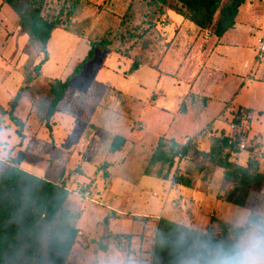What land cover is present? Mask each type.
<instances>
[{
	"label": "rangeland",
	"instance_id": "rangeland-1",
	"mask_svg": "<svg viewBox=\"0 0 264 264\" xmlns=\"http://www.w3.org/2000/svg\"><path fill=\"white\" fill-rule=\"evenodd\" d=\"M63 2L47 0L43 16L54 17ZM65 4L71 11L69 17H62L67 23L52 32L49 60L42 66L41 76L31 83L25 80V70L33 68L42 57L36 52L37 41H30L26 35L23 42L17 15L8 5H0V104L7 105L6 110L0 105V120L7 115L8 101L28 84L20 98L22 107L15 108L14 113L24 121L25 138L33 137L38 126L48 130L43 115L51 98L49 84L72 72L87 52L85 41L105 38L109 42L104 50L96 51L95 58L83 66L78 76L69 80V86L80 93L62 107L76 116L91 108L96 113L92 121L72 124L68 131L67 124L56 120L60 134L69 135L63 150L76 147L74 154L89 156L80 147L81 135L87 140L91 133L98 132L101 149L94 154L95 163L108 162L101 166V172L107 169V176L102 178L99 174L95 179L97 193L89 194L83 190L95 174V165L86 158L78 161L84 174L76 182L72 175L75 173L77 178L79 164L75 163L76 156L67 157L68 169L59 181L70 192L69 205L83 212L78 224L84 229L94 228L110 213L111 206L126 215H121L120 222L111 228L114 232L133 231L139 225L142 219L133 218L130 213L155 214L201 231L212 226L217 232L219 221L242 226L253 211L262 216L263 223L251 225L242 237L264 229V191H252L243 207L216 199L222 168L212 167L200 156H189L172 168L188 174L193 179L192 188L143 174L161 136L183 142L208 123L207 132L195 137L199 149L208 150L210 137L221 131L238 136L241 151L231 159L245 164L254 155L259 169L264 171V54L258 55V40L264 39V0H246L239 8L234 27L221 38L211 28L200 30L172 10L148 0H69ZM64 33L70 40H64ZM133 61L139 67L129 77L126 71ZM92 81L109 87L104 91ZM184 93L187 94L182 98ZM239 106L251 111L242 109L241 115L235 116ZM234 117L239 118V124ZM10 124L0 131V140L5 137L12 144L19 136L10 131L15 129ZM48 132L51 135L52 128ZM6 133L11 137H6ZM113 135L127 140L121 149L109 152L106 145ZM249 147L251 151L247 150ZM48 149L49 143H45L34 161L49 170L53 160ZM2 152L0 148L1 155ZM12 158L9 153L2 156V161ZM106 236L101 238V245ZM83 250L75 251L73 263L94 264L92 247ZM99 255L101 261L103 257ZM105 256L117 263L125 254L109 251Z\"/></svg>",
	"mask_w": 264,
	"mask_h": 264
},
{
	"label": "trees",
	"instance_id": "trees-1",
	"mask_svg": "<svg viewBox=\"0 0 264 264\" xmlns=\"http://www.w3.org/2000/svg\"><path fill=\"white\" fill-rule=\"evenodd\" d=\"M46 1L1 0V5H8L17 15L20 30L30 41H37L36 52L42 54L33 68L25 70V80L28 83L40 77L42 66L48 60L47 43L51 34L67 23L62 17H69L71 13L65 4L69 0H64L59 12L54 17L47 18L42 14ZM148 1L160 7L165 6L200 30L211 28L213 34L221 38L234 27L239 8L246 0ZM108 45L105 38L90 40L86 54L77 62L72 72L65 79H54L49 84L51 98L47 103L43 121L50 132L53 113L78 94L75 88L69 86V80L82 72L83 66L94 58L96 50H104ZM138 67L139 63L133 61L126 74L130 75ZM92 85H97L104 91L107 89V86L96 81ZM26 87H29L28 84L18 89L7 112L8 118L16 127L20 144L25 138L24 121L14 111ZM242 109L251 111L250 108L239 106L235 116H240ZM233 120L239 124V118L234 117ZM210 124L199 130L196 136L186 138L183 142L173 137L161 136L147 160L143 174L169 180L172 185L192 188L193 179L178 168L173 171L172 168L176 162L189 156H200L212 167L222 168L216 199L243 207L252 191H264V171L259 169V161L254 155L245 164L231 159L232 155L241 151L238 136L221 131L219 135L210 137L208 150L199 149L195 145V137L207 132ZM125 142V137L114 135L107 150L115 152ZM49 148L53 149V142L49 144ZM247 150L251 151V148ZM101 168H97V173L105 178L108 173L106 170L101 172ZM61 178L62 175L57 181H49L21 169L15 158L9 161L0 160V264H67L79 235L78 221L82 211L69 205L70 192L59 181ZM94 180L84 186V193H97V180ZM104 221L107 219L104 218ZM262 223V216L251 211L242 226H233L221 220L216 232L212 226L201 231L160 217L154 231L150 264H222L248 228Z\"/></svg>",
	"mask_w": 264,
	"mask_h": 264
},
{
	"label": "crops",
	"instance_id": "crops-1",
	"mask_svg": "<svg viewBox=\"0 0 264 264\" xmlns=\"http://www.w3.org/2000/svg\"><path fill=\"white\" fill-rule=\"evenodd\" d=\"M0 5H1V0H0ZM4 5L5 4H3V6ZM65 33L63 34L64 36L66 35ZM21 37L23 39V42L26 41L27 36L25 33ZM51 37H52V35H51ZM51 37H50V39H51ZM69 37L70 36H65L63 38H64V40H70ZM50 39H49V41H50ZM49 41L47 43V51H48ZM85 42L87 45L85 48H87L86 50H88L89 41H85ZM108 54H110V53H108ZM48 55H49V51H48ZM96 55H97V52H95V56ZM95 56H94V58H95ZM48 57H50V56H48ZM104 57H106V56H104ZM48 60H49V58H48ZM134 72L131 73L129 75V77L132 74H134ZM41 74H42V69H41ZM65 77L62 79H65ZM130 81H131V79H130ZM92 82H94V81H92ZM105 86L109 87L108 85H105ZM76 90L78 91V93H80V91L78 89H76ZM190 90L191 89L189 88L188 91H190ZM188 91H187V93H188ZM187 93H184L182 98ZM13 98H14V96L8 102H11V100ZM74 98L75 97H73V99ZM72 101H71V99L69 100V102H72ZM21 103L22 102L20 101V103L16 106V108L22 107ZM0 105L4 110L7 109L6 108L7 105H2V104H0ZM59 107L61 108V106H59ZM204 108H206V107H204ZM90 109L91 108H88V111L86 113H83L80 116H76L72 111H69V110L63 109V108L55 111L53 113V115L51 116V120H52V122L50 123L51 128H52L51 135L49 134L48 130L44 126H38V127H36V129L34 130V133L32 134V136L33 135L34 136L33 137H30V136L27 137L26 136V138L23 139L21 144L19 143L20 138L13 141L12 144H10L8 139L4 137L3 140H0V148L3 149L2 155L0 154V160L2 161V156L8 155L9 153L14 158L23 157V159H18V161H17V164L21 169H23L29 173H32L34 175H37L39 177L45 178L49 181H54L53 176H55V178H58L66 170V168L68 169L67 166H68L69 159L71 157L76 156V162L75 163L79 164L78 166H79L80 170L77 171V173H78V175L76 174L77 178L74 175L75 173H73L72 178L73 179L75 178L76 182H77L78 176L81 174H84L82 166L78 161L86 158V159H88L89 164L95 165V170H94L95 174L93 177H89V180L96 179L98 176H100L97 173V168L99 166H102L103 164L108 165L107 164L108 162H102L103 163L102 165H99V163H95L94 154L99 152L101 149V148H99L101 145V140L98 138V132L91 133L88 136L87 140H85L84 137H82V135H81V138H80V143H81L80 145L81 146L80 147L82 150H84V153L89 152V156H86V157L83 156L84 158H81L80 153L79 154L75 153L76 155L73 153L74 151H76V149H75L76 147L72 148L71 150H63V145L66 144L69 135L65 134L64 131H63L64 133L60 134V130L56 126V124H57L56 120H58L60 123L67 124L68 125V131H71L72 124L83 123V122L86 124V122H91L92 121L91 117L95 116L96 113H93L95 110H93V109L90 110ZM9 121H10V119L8 118V113H7V115L4 116V118H2V120H0V131L11 127V124H10L11 121L10 122ZM10 131L11 132L14 131L16 133V127H15V129L11 128ZM3 135H4V133H3ZM5 135H6V137H11L10 134L6 133ZM24 135H26V134L24 133ZM51 142H53V149L49 148L47 150V152H48L49 158H51L53 160V162L50 166V169L48 170V168H46V167L41 168L40 166L36 165L37 163H35L36 161H34V158L37 157L38 152L40 151V149L42 148V146L45 143L50 144ZM109 143L110 142H108V144L106 145L107 149H108ZM15 149H17V152L15 151ZM67 157H70V158L67 160ZM106 172H107V169H106ZM88 181H85V182H88ZM109 209H110V213L108 215L104 216L100 221H98L96 223L95 227L92 229H84V227L81 226V223L78 224L79 235H78L77 241L73 245L71 253H70V255L73 254L72 258H70V255H69L67 264H74L75 263V258H76V254H77V253H75V251H79V250L84 251L83 249L90 248V247H92V249L95 253V256H96L94 264H98V263H101V264H150V252H151V249L153 246L154 231L156 228L157 221L159 220L160 217H158V215H155V214H151V215L144 214V215L140 216L139 214H136V213H130L129 215L131 217L142 219L139 222V225H137L133 231L114 232L111 228L120 222V219H121L120 216L121 215H124V216H126V215L124 214L123 211H120L116 207L110 206ZM82 213H81V217H80L79 221L82 218ZM104 218H106L107 221H104ZM149 225H150V228H149ZM151 226H152V228H151ZM105 234L107 235L106 241L104 242L103 245H101V243H100L101 238ZM95 245L98 246V250L94 248ZM109 251H116V253H118V255H120V253L122 252V254H125V256L123 258H119L120 260L117 263L116 262H110L107 259H105V257H106L105 255H107V253ZM98 254H100L99 255L100 258L103 257L101 261H99V259L97 258ZM73 259H74V263H73Z\"/></svg>",
	"mask_w": 264,
	"mask_h": 264
},
{
	"label": "clouds",
	"instance_id": "clouds-1",
	"mask_svg": "<svg viewBox=\"0 0 264 264\" xmlns=\"http://www.w3.org/2000/svg\"><path fill=\"white\" fill-rule=\"evenodd\" d=\"M264 229L247 233L222 264H264Z\"/></svg>",
	"mask_w": 264,
	"mask_h": 264
},
{
	"label": "built area",
	"instance_id": "built-area-1",
	"mask_svg": "<svg viewBox=\"0 0 264 264\" xmlns=\"http://www.w3.org/2000/svg\"><path fill=\"white\" fill-rule=\"evenodd\" d=\"M259 44H258V55H263L264 54V39H259L258 40Z\"/></svg>",
	"mask_w": 264,
	"mask_h": 264
}]
</instances>
